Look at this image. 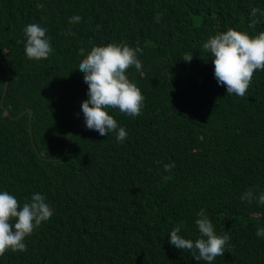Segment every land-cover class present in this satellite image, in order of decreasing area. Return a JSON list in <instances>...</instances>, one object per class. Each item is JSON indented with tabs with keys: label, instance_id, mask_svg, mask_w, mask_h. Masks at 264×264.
Returning <instances> with one entry per match:
<instances>
[{
	"label": "trees",
	"instance_id": "obj_1",
	"mask_svg": "<svg viewBox=\"0 0 264 264\" xmlns=\"http://www.w3.org/2000/svg\"><path fill=\"white\" fill-rule=\"evenodd\" d=\"M253 7L264 13V0H0V192L21 206L40 193L53 210L0 264H208L169 243L177 226L199 238L201 209L230 237L212 264H264V204L240 198L264 193V70L228 95L202 48L229 28L264 31L248 28ZM31 23L47 30V59L25 55ZM110 43L141 49L142 68L126 72L141 114L106 109L123 143L87 129L80 107L79 62Z\"/></svg>",
	"mask_w": 264,
	"mask_h": 264
},
{
	"label": "clouds",
	"instance_id": "obj_2",
	"mask_svg": "<svg viewBox=\"0 0 264 264\" xmlns=\"http://www.w3.org/2000/svg\"><path fill=\"white\" fill-rule=\"evenodd\" d=\"M37 7L43 8V5L38 4ZM81 19L75 15L69 19V23H79ZM261 20H264V13L253 7L248 28L254 29ZM23 32L26 37V57L37 61L47 59L52 51L47 30L39 24L31 23ZM202 48L211 54L214 77L219 85L226 87L228 95L244 97L255 71L264 70V31L250 36L246 31L229 28L209 37ZM79 51L81 54L85 52L83 48ZM140 52L139 47L110 43L93 46L80 60L78 69L88 85L87 99L80 105L87 129L95 130L101 136L115 133L117 141H125L128 135L126 130L118 126L106 109H118L132 117L141 114L144 97L126 75L129 68H142L137 58ZM191 59L192 54L183 57L184 61L190 62ZM163 167L165 172H169L175 167V163L165 164ZM240 198L248 203L256 200L259 204H264V193L255 194L252 189L247 190ZM52 214V208L40 193H34L30 201L21 206L14 195L7 191L0 192V256L8 250L26 251L25 238L42 222L50 219ZM197 215L201 217L195 222L199 238L195 241L183 238L179 235L181 229L177 226L169 234V243L177 249L191 251L197 261L212 264L217 257L224 255L230 237L228 234L219 236L215 233L213 224L204 216L203 209ZM256 235L264 237V228H258Z\"/></svg>",
	"mask_w": 264,
	"mask_h": 264
},
{
	"label": "water",
	"instance_id": "obj_3",
	"mask_svg": "<svg viewBox=\"0 0 264 264\" xmlns=\"http://www.w3.org/2000/svg\"><path fill=\"white\" fill-rule=\"evenodd\" d=\"M5 85H6V78L5 80L3 81L2 83V87H1V95H3V92H4V89H5ZM1 98V96H0ZM22 111H27V115H28V118H27V128H29V121H30V115H31V108L29 106H25L24 108H22L20 110V112ZM19 112V113H20Z\"/></svg>",
	"mask_w": 264,
	"mask_h": 264
}]
</instances>
